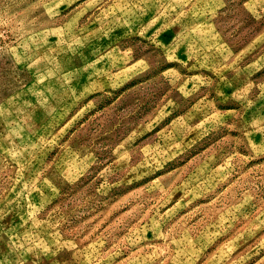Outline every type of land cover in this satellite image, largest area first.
Masks as SVG:
<instances>
[{"label":"rangeland","instance_id":"rangeland-1","mask_svg":"<svg viewBox=\"0 0 264 264\" xmlns=\"http://www.w3.org/2000/svg\"><path fill=\"white\" fill-rule=\"evenodd\" d=\"M0 264H264V0H0Z\"/></svg>","mask_w":264,"mask_h":264}]
</instances>
